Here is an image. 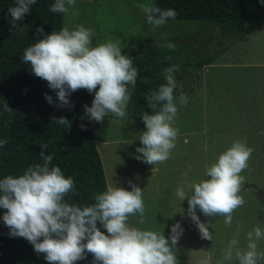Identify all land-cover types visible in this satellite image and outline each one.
<instances>
[{"label":"clouds","instance_id":"clouds-1","mask_svg":"<svg viewBox=\"0 0 264 264\" xmlns=\"http://www.w3.org/2000/svg\"><path fill=\"white\" fill-rule=\"evenodd\" d=\"M37 0H15L8 9L10 22L21 32L24 28L17 22L30 12V6ZM264 4V0H261ZM76 0H55L50 11L75 16ZM143 10L146 22L153 30L175 20L174 9H161L155 5L137 4ZM38 33H44L42 27ZM91 28L77 25L45 34L43 39L28 46L22 61L31 65V72L48 83L56 92L59 107H74L71 93L85 89L95 92L91 106L84 105L85 117L90 121L103 122L106 117L125 118L131 93L135 90L139 71L133 66L130 56L122 54L118 43L107 41L92 46ZM174 50L173 43L158 45ZM171 59V57H168ZM178 65L164 70L166 83L146 96L154 114H142L146 130L139 135L141 147H137V159L150 165L166 162L179 129L173 127L178 107L174 90L179 85L174 73ZM97 86H99L97 90ZM131 86V87H129ZM49 104L56 103L45 93ZM188 97L181 94L179 104L186 105ZM12 108L4 102L3 111L11 113ZM53 121L67 129L71 121L65 117H53ZM85 125L81 124V128ZM8 143L0 139V147ZM40 156L43 164L29 166L18 177L8 175L0 179V208L6 211L3 221L12 237H23L33 245L37 254H44L50 264H75L84 260L88 253L93 256L92 264H177L174 246L182 233L179 223L171 227L170 237L152 230H141L127 224L129 216L139 213L143 223L144 202L142 189L132 184L131 191L118 186H109L106 191L95 195V203L88 206L69 204L65 197L75 190L72 177H66L59 166L52 165L53 155H46L42 144ZM253 149L246 142L237 140L220 154L215 163L206 167L205 176L199 182H189L176 189L180 201L187 198V212L199 228L201 237L212 240V234L196 213L197 208L205 217H225L224 223L231 226L234 211L245 203L239 195L244 177L241 172L248 167ZM189 169L191 165L188 166ZM153 170L154 167H153ZM131 183V182H130ZM188 189V191L185 190ZM97 221L106 229L107 235L97 227ZM228 242L224 260L238 264H259L264 253L258 252V241L264 238L259 226L247 232L245 249L237 247L238 237Z\"/></svg>","mask_w":264,"mask_h":264},{"label":"rangeland","instance_id":"rangeland-1","mask_svg":"<svg viewBox=\"0 0 264 264\" xmlns=\"http://www.w3.org/2000/svg\"><path fill=\"white\" fill-rule=\"evenodd\" d=\"M153 2L76 0L75 16H63V27L72 30L83 25L94 31L92 46L110 40L120 44L122 54H129L170 39L177 59L191 63L175 97L178 114L173 127L179 133L166 162L153 166L136 158V149L142 146L139 135L146 130L144 122L114 117L102 123L89 120L107 187L130 190L135 184L151 197L156 195L158 204L149 205L151 223L160 224L156 232L167 238L173 224L182 228L173 249L177 264H238L235 259L224 260L228 242L239 232L237 247L245 249L247 232L256 226L264 232V110L258 106L264 95V22H246L237 31H222L200 20H167L153 30L143 10L135 6ZM204 55L212 56L213 62L197 67ZM181 94L188 97L183 106ZM237 140L253 149L248 167L240 174L244 182L239 195L245 203L234 211L231 226L224 223L225 217H205L197 208L212 234V240L204 239L187 212V198L180 201L176 189L207 179L206 167ZM128 165L132 169L138 165L140 170L129 171L124 168ZM257 250L264 253V238Z\"/></svg>","mask_w":264,"mask_h":264},{"label":"trees","instance_id":"trees-1","mask_svg":"<svg viewBox=\"0 0 264 264\" xmlns=\"http://www.w3.org/2000/svg\"><path fill=\"white\" fill-rule=\"evenodd\" d=\"M54 3L55 0H37L35 5H31L30 12L17 22L24 28L21 32L10 22L8 12L15 5V0H0V139L8 140L0 147V179L8 175L18 177L29 166L43 164L40 146L47 144L44 152L53 155L52 165L59 166L62 173L72 177L75 183V190L65 197V201L83 207L95 203V195L108 188L89 120L86 117L81 119L84 105L91 106L95 92L77 90L69 96L74 107H59L56 92L48 87L47 81L36 77L31 72L30 63L25 64L21 58L28 46L43 39L45 34L63 28L64 14L50 11ZM152 5L174 9L178 13L175 20H200L215 24L222 31H237L246 22H264L261 0H154ZM38 27H42L44 33H38ZM167 43L172 41L163 39L157 45L126 54L138 68L139 75L125 118L143 122L144 112L154 114L146 96L166 83L163 73L167 67L178 65L174 78L179 85L183 84L191 63L187 59L180 62L176 48L169 50L158 46ZM212 62V56L204 55L196 66ZM180 88L174 90V97ZM45 93L57 102L49 104ZM4 102L13 109L11 113L3 111ZM53 117L67 118L71 127L66 130L53 121ZM81 124L85 127L81 128ZM5 211L0 208V264H50L44 254H37L25 238L9 235V228L2 219ZM97 227L108 234L99 221ZM92 261V254L88 253L86 259L75 264H92Z\"/></svg>","mask_w":264,"mask_h":264},{"label":"crops","instance_id":"crops-1","mask_svg":"<svg viewBox=\"0 0 264 264\" xmlns=\"http://www.w3.org/2000/svg\"><path fill=\"white\" fill-rule=\"evenodd\" d=\"M259 101L261 102L260 104H258V106L264 110V95H261L260 98H259ZM262 132V131H260ZM134 165V164H133ZM131 165H128V166H124L125 169L129 170V171H132V170H140L138 169V165H136L137 167L135 169H132L130 168ZM108 186H109V182H108ZM139 187V186H138ZM127 190V189H126ZM131 191V188L130 190ZM143 193V196H142V199H143V202H144V216H143V223H140V215L139 213H137L136 215H132V216H129V219L127 221V224L130 226V227H135V228H138V229H141V230H152V231H158L159 228H160V224L159 222H155L154 224L151 223V220H150V217H151V214H150V208L152 203L156 206L158 204V198L156 197V195L152 196L151 195H148L146 193ZM152 199H154V202H152Z\"/></svg>","mask_w":264,"mask_h":264}]
</instances>
